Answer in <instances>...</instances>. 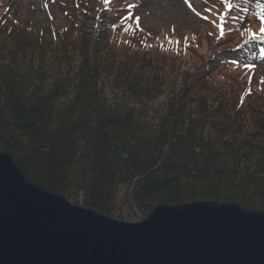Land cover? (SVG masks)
<instances>
[{
  "label": "trees",
  "instance_id": "obj_1",
  "mask_svg": "<svg viewBox=\"0 0 264 264\" xmlns=\"http://www.w3.org/2000/svg\"><path fill=\"white\" fill-rule=\"evenodd\" d=\"M68 3L39 29L0 6V153L32 183L120 220L200 201L263 211L262 64L219 50L197 66L199 51L124 28L119 10L95 15L90 33L67 15L95 10ZM237 14L232 24L247 22ZM225 62L256 68L247 88L217 78Z\"/></svg>",
  "mask_w": 264,
  "mask_h": 264
},
{
  "label": "water",
  "instance_id": "obj_2",
  "mask_svg": "<svg viewBox=\"0 0 264 264\" xmlns=\"http://www.w3.org/2000/svg\"><path fill=\"white\" fill-rule=\"evenodd\" d=\"M0 264H264V210L200 201L123 221L30 182L2 152Z\"/></svg>",
  "mask_w": 264,
  "mask_h": 264
},
{
  "label": "rangeland",
  "instance_id": "obj_3",
  "mask_svg": "<svg viewBox=\"0 0 264 264\" xmlns=\"http://www.w3.org/2000/svg\"><path fill=\"white\" fill-rule=\"evenodd\" d=\"M84 2L87 3V5H85L86 11L95 10L92 16L74 19L75 16L67 15V18L72 25H74L75 20H77V23L80 20V25H82L85 30L92 33L93 27L96 25L95 15L98 16L101 10L106 9L107 6L102 3L103 0H84ZM128 2H131L132 5L134 3L137 5L138 8L135 14L141 17L144 22L143 27L141 23H136V28L139 29L141 26L142 29L145 28L151 33L164 35L172 41L173 39L171 38H179L185 50H196L201 54V62H198L197 66L202 64L203 61L209 60L213 56V53L222 48L230 47L231 49H235L241 46L245 41L243 38L250 33L249 30L242 31L240 29H234V37L231 40L219 42V22L222 20L221 12L225 10V8L212 0H186V2L185 0H115L112 2L113 4L108 7L115 11L125 7ZM1 3L6 7H12L11 10L18 11L22 22L29 23L32 21L37 29L41 28L43 25H55L57 20H62V14L70 9L67 0H1ZM211 5H213L211 7L213 11L209 12ZM216 6H219V8H216L218 10L215 9ZM6 11H8L7 8ZM123 11L121 10V12ZM197 11L201 15L207 16L206 18L208 21L200 19L197 15ZM54 18L57 20L54 21ZM118 22H121V18ZM172 26H176V28ZM115 27L116 26H112V29ZM232 28L233 25L230 23L228 29ZM260 28L261 27L257 26L254 28V31H260ZM230 33L232 32L227 30V35ZM248 36L252 35L249 34ZM247 70L249 69L241 67L239 64L225 62L221 71L217 73V78H224L225 75L232 74L241 79L244 87L247 88L248 85L244 82V74ZM250 70H252V68ZM260 73L259 77H257L259 80L257 79L256 82V88L259 89L258 91H261V87L262 89L264 88V68H261ZM250 76L251 74L246 73L245 78L248 79ZM238 88L239 91H241L242 85ZM137 214L139 220L147 216L145 213L139 212Z\"/></svg>",
  "mask_w": 264,
  "mask_h": 264
},
{
  "label": "snow or ice",
  "instance_id": "obj_4",
  "mask_svg": "<svg viewBox=\"0 0 264 264\" xmlns=\"http://www.w3.org/2000/svg\"><path fill=\"white\" fill-rule=\"evenodd\" d=\"M186 2V0H185ZM221 2H224V0H221ZM230 7V5H228ZM261 21H262V27L260 29L261 35H260V39H264V10H262V14H261ZM250 35L253 36V38H255V34L254 33H250ZM246 67L250 70L251 66L250 65H246Z\"/></svg>",
  "mask_w": 264,
  "mask_h": 264
}]
</instances>
